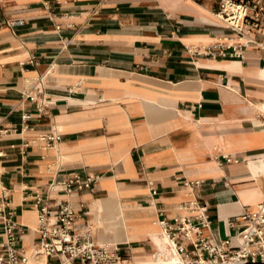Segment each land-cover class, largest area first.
I'll use <instances>...</instances> for the list:
<instances>
[{
    "label": "crops",
    "instance_id": "obj_1",
    "mask_svg": "<svg viewBox=\"0 0 264 264\" xmlns=\"http://www.w3.org/2000/svg\"><path fill=\"white\" fill-rule=\"evenodd\" d=\"M216 9L217 0H3L0 197L5 187L25 225L21 248L38 242L39 195L51 210L71 203L74 228L118 246L122 264H167L162 218L194 220L192 237H168L185 257L198 235L233 236L241 226L229 218L256 210L264 15L259 31L240 36ZM74 175L95 184H57Z\"/></svg>",
    "mask_w": 264,
    "mask_h": 264
},
{
    "label": "built area",
    "instance_id": "obj_2",
    "mask_svg": "<svg viewBox=\"0 0 264 264\" xmlns=\"http://www.w3.org/2000/svg\"><path fill=\"white\" fill-rule=\"evenodd\" d=\"M200 1V0H194ZM3 0H0V8ZM215 14L226 26L241 36H249L252 31H259L260 20L264 15L263 0H217ZM236 52V47H235ZM30 62H36L35 57ZM26 120L31 117L29 112L22 115ZM264 122V112L261 113ZM55 136L45 134L43 138L54 142ZM228 159H231L229 156ZM95 184L96 178L87 176L86 180L78 175L69 176L57 182L63 189L73 185L83 186L84 182ZM0 197V228L2 229L0 264H46L41 256L55 253L63 254L68 260L88 262L91 264H122L125 259L118 246L95 240L92 228L82 230L74 228L77 211L68 201H59L51 210L50 203L38 196V232L39 239L31 252L20 247L26 233L25 225L14 218V210L10 207L8 190L1 187ZM206 224L204 216L199 217ZM163 234L170 240L185 235L192 237L195 228L190 217L167 218L160 220ZM230 226L240 224V229L233 235L220 240L212 235H198L194 239L191 255L181 257L177 264H264V200L256 210L244 208L229 218ZM184 251L183 247L179 249Z\"/></svg>",
    "mask_w": 264,
    "mask_h": 264
},
{
    "label": "bare ground",
    "instance_id": "obj_3",
    "mask_svg": "<svg viewBox=\"0 0 264 264\" xmlns=\"http://www.w3.org/2000/svg\"><path fill=\"white\" fill-rule=\"evenodd\" d=\"M110 27V26H109ZM241 36V35H240ZM247 40V39H246ZM247 50V49H246ZM30 80V79H29ZM257 100V99H256ZM256 103V102H255ZM258 104V103H257ZM252 151V150H251ZM250 164L254 170H257V168H261L262 170L264 169V159L260 158L258 160H251ZM259 170V169H258ZM159 236V235H158ZM168 236H160L159 237V243L161 246V251L158 254L159 258L161 260H164L167 262V264H177L181 260V256H178L177 254H173L171 252L170 247L168 246ZM32 249H30L28 252H31ZM158 253V252H157ZM156 253V254H157ZM177 253V252H176ZM157 255V256H158ZM155 257V256H154ZM157 259V258H156ZM161 262V261H160ZM157 263V262H154ZM163 263V262H162ZM165 263V262H164Z\"/></svg>",
    "mask_w": 264,
    "mask_h": 264
}]
</instances>
